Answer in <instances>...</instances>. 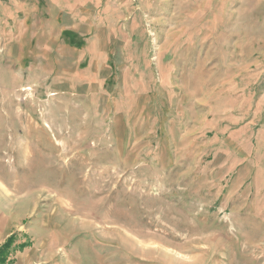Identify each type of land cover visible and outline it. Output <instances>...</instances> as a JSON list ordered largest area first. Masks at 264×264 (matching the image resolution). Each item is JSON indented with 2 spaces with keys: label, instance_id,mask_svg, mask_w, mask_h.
Segmentation results:
<instances>
[{
  "label": "rangeland",
  "instance_id": "374dc122",
  "mask_svg": "<svg viewBox=\"0 0 264 264\" xmlns=\"http://www.w3.org/2000/svg\"><path fill=\"white\" fill-rule=\"evenodd\" d=\"M105 3L112 41L53 70L0 35L8 257L264 264V0Z\"/></svg>",
  "mask_w": 264,
  "mask_h": 264
},
{
  "label": "crops",
  "instance_id": "0c3cea01",
  "mask_svg": "<svg viewBox=\"0 0 264 264\" xmlns=\"http://www.w3.org/2000/svg\"><path fill=\"white\" fill-rule=\"evenodd\" d=\"M105 2L109 0H0L1 41H13V55L30 71L55 69L53 56L68 53L69 48L95 57L116 34V27L97 25L102 18L98 7ZM14 227L8 214H0V247L16 233ZM14 260L10 253L4 264H17Z\"/></svg>",
  "mask_w": 264,
  "mask_h": 264
},
{
  "label": "trees",
  "instance_id": "16d2710c",
  "mask_svg": "<svg viewBox=\"0 0 264 264\" xmlns=\"http://www.w3.org/2000/svg\"><path fill=\"white\" fill-rule=\"evenodd\" d=\"M14 244H15V237L13 235V236L9 237L4 242L3 246L0 247V264H4V263L7 262V260H8L7 257L9 255L8 253L11 250V248L14 246ZM28 246H30L29 243H22V244H20V247L22 249H24V248H26Z\"/></svg>",
  "mask_w": 264,
  "mask_h": 264
}]
</instances>
